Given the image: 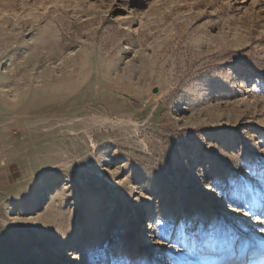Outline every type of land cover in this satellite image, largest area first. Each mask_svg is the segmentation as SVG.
Listing matches in <instances>:
<instances>
[{
  "label": "rangeland",
  "instance_id": "rangeland-1",
  "mask_svg": "<svg viewBox=\"0 0 264 264\" xmlns=\"http://www.w3.org/2000/svg\"><path fill=\"white\" fill-rule=\"evenodd\" d=\"M262 162L264 0H0V264H257Z\"/></svg>",
  "mask_w": 264,
  "mask_h": 264
},
{
  "label": "snow or ice",
  "instance_id": "snow-or-ice-1",
  "mask_svg": "<svg viewBox=\"0 0 264 264\" xmlns=\"http://www.w3.org/2000/svg\"><path fill=\"white\" fill-rule=\"evenodd\" d=\"M261 167L264 168V162L261 163ZM264 191V190H262ZM260 258L257 264H264V237L261 238L259 243ZM183 264H188L187 261H184Z\"/></svg>",
  "mask_w": 264,
  "mask_h": 264
},
{
  "label": "bare ground",
  "instance_id": "bare-ground-1",
  "mask_svg": "<svg viewBox=\"0 0 264 264\" xmlns=\"http://www.w3.org/2000/svg\"><path fill=\"white\" fill-rule=\"evenodd\" d=\"M254 257H255V255L254 256H251V259H254ZM257 261V260H256ZM234 263H239V260H237L236 262H234ZM233 263V264H234Z\"/></svg>",
  "mask_w": 264,
  "mask_h": 264
}]
</instances>
